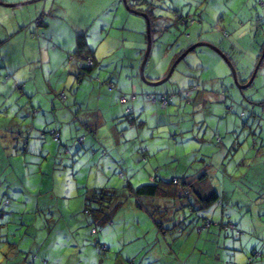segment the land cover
Here are the masks:
<instances>
[{
  "label": "rangeland",
  "instance_id": "374dc122",
  "mask_svg": "<svg viewBox=\"0 0 264 264\" xmlns=\"http://www.w3.org/2000/svg\"><path fill=\"white\" fill-rule=\"evenodd\" d=\"M55 2L67 9L56 12L59 17L48 15L45 20L51 32L48 36L54 37V33L58 39H50L49 43L47 37V44L51 49L55 45L56 50L48 53L41 45L42 49L36 46L30 52L12 53V57L7 52L6 63L13 64V69L2 66L4 59L0 63V101L4 99L10 117L20 118L24 98L28 99L32 92L44 108L40 111V129L55 126L54 121L45 123L55 114L49 96L68 109L63 113V109L56 108L58 117L66 121L61 143L54 140L50 129L40 131L37 138L33 134L28 151L17 153L18 163L14 159L15 164L4 170L9 175V185L6 191H0V198L8 196L10 202L4 205L7 222L1 232L5 233L9 224L10 242H17L26 252L37 250L34 264L43 259L55 264H264V102H258L264 100V58L252 82L239 88L225 58L207 45H198L177 62L167 80L150 85L139 75L147 44L146 19L142 15L129 11L122 0L97 18L90 17L88 0H38L21 7L39 5V11L32 15L34 19L46 3L48 8ZM154 3L152 42L143 69L147 79L156 80L166 74L181 48L206 41L231 58L238 83L248 80L264 42V0ZM175 9L191 14L195 22L177 23L173 19ZM74 24L85 28L89 25L88 41L96 50L98 63L93 70L101 73L89 78L103 80L113 73L120 74V84L130 82L127 57L119 45L123 36L127 50L130 45L138 48L139 60L133 75L137 84L152 92L156 89L174 93L167 107L149 100L146 104L138 96L136 120L130 124L122 125V120L116 119L114 127L113 121L107 119L109 111H103L106 121H96L95 134L80 127L78 113L88 109L84 106L80 110L73 99L78 84L67 87L69 80L66 85L65 81L56 82L70 75L75 80L74 65L68 59L73 51L63 54L59 43L72 44L74 49L70 28ZM32 25L35 27L34 22ZM99 31L102 36L107 33L103 40L99 39ZM190 85H198V89ZM61 89L68 99L62 101L55 95ZM187 89L188 98L184 96ZM81 90L78 96L87 98V90ZM47 101L46 107L42 102ZM99 101L102 110L110 102L107 98ZM118 104L125 107L130 103L116 100L111 106L113 112L118 111ZM82 135L84 142L80 144L78 138ZM57 143L61 149L56 148ZM202 169L208 172L207 184L220 196L199 210L188 205L177 208L171 198L159 199L167 207L155 210L154 217L164 211L181 215L179 223L165 222V232L158 230L149 212L135 205L132 196L114 211L110 222L97 226L101 228L97 233L91 232L93 224L88 223L82 210L86 188L114 186L121 194L127 180L138 185L155 175L170 180ZM178 200L184 203L186 197ZM203 216L212 222L199 233L195 226L204 224ZM221 221L234 223L240 234L221 228ZM181 226L186 228V234L179 236ZM100 243L107 248L103 250Z\"/></svg>",
  "mask_w": 264,
  "mask_h": 264
},
{
  "label": "trees",
  "instance_id": "16d2710c",
  "mask_svg": "<svg viewBox=\"0 0 264 264\" xmlns=\"http://www.w3.org/2000/svg\"><path fill=\"white\" fill-rule=\"evenodd\" d=\"M138 2L139 4H142V7L135 6L134 2ZM127 3L130 7H133L137 10L145 12L150 20V38L152 42L151 33L153 31V20L156 16L153 12V6L156 5L154 3V0H127ZM42 10L38 13L36 18L33 19V21H30L27 23V25H32V22H34V25H36L35 31H37L36 35L39 34V25H42V23L46 24L45 20H43L44 13ZM174 21H178L177 23H184L185 25H188L189 22L193 24L194 18L191 14H183L179 10H174ZM167 28V27H166ZM190 35V34H189ZM146 39H147V32H146ZM75 47L72 50L73 52L70 53L68 56V59L71 60L72 65H74V74H75V82L79 85L83 79L90 77L92 73H94L93 68L98 63V60L94 54V49L90 46L88 40H87V32L86 31H80L77 32L74 38ZM193 44V43H191ZM190 46V45H189ZM188 46V47H189ZM264 46V42L262 43V47L260 48V52L257 55V61L261 55L262 49ZM187 48V47H186ZM186 48H181L178 50L175 55L173 56L171 60L172 62L183 52L186 50ZM193 50V49H192ZM144 55V54H143ZM226 55V54H225ZM227 56V55H226ZM184 57V56H183ZM143 58V57H142ZM227 58L230 60L231 58L227 56ZM264 58V56H263ZM263 58L261 62L263 61ZM182 59V58H181ZM3 57L0 54V63L2 64ZM142 61V60H141ZM232 63V61L230 60ZM260 62V63H261ZM257 63V62H256ZM233 64V63H232ZM260 65V64H259ZM3 66V64H2ZM234 66V65H233ZM259 67V66H258ZM255 68V67H254ZM71 69V70H70ZM68 70V72L71 74L72 67ZM140 69V67H139ZM258 69V68H257ZM76 70V71H75ZM257 71V70H256ZM253 73V72H252ZM251 73V74H252ZM256 73V72H255ZM140 75V73H139ZM165 75V74H164ZM163 75V76H164ZM162 76V77H163ZM251 76V75H250ZM141 77V76H140ZM161 78V77H160ZM142 79V78H141ZM159 79V78H158ZM249 79V78H248ZM143 80V79H142ZM157 80V79H156ZM100 83H106L108 87H113L114 83L112 81L108 80H99ZM248 81V80H247ZM246 81V82H247ZM245 82V83H246ZM252 82V81H251ZM146 83V82H145ZM140 84V83H139ZM138 84V85H139ZM244 84V83H243ZM141 86V85H139ZM190 87L193 89H198V85H190ZM136 93L134 91L130 92H120L118 96V100L122 103L127 102L129 100L133 101L137 96H140L142 100L146 102V100L152 101V102H160L161 107H167L170 99L173 98L174 93L164 91V90H156L152 92L147 87H139ZM58 98H60L62 101L67 98L66 93H64L63 89H61L59 92L55 94ZM185 97L190 96V89H187L184 93ZM162 97L165 99H162ZM66 101V100H65ZM259 103H263L264 100L258 101ZM24 109V108H23ZM134 107L132 104H127L125 108V113L127 114V118L129 119L128 122H133L136 120L137 111L133 110ZM21 112V111H20ZM26 112L24 109L22 113ZM19 113L18 111L15 113ZM50 129V128H48ZM47 129H39V132H46ZM14 131V130H12ZM88 131L91 134H95L96 130L94 128H89ZM50 132L53 135V138L56 142L61 143L62 134L60 131V127L54 126L50 129ZM22 134V133H21ZM79 143L83 144L84 142V135L79 136ZM29 143H30V136L28 135V130L26 129L22 136V142L19 148H17L16 153L18 152H26L29 149ZM58 143L56 145V148L61 149V147H58ZM68 147V146H67ZM65 147V149L67 148ZM64 149V150H65ZM106 152V149L104 153ZM208 172L205 171V169H202L201 171L197 172L196 174H184L182 177L173 176L172 178H167L166 176H160L155 175L152 176V179H150L148 182H143L138 185H133L130 180H127V183L122 188V193L118 192V189L114 186H102V187H88L83 192V207L82 210L86 214L85 219L88 220V223H92L93 226L91 227V232L97 233L101 228L97 227L102 224L108 223L111 221L112 215L114 211L117 210V208L120 207V205L125 201L126 197L132 196L134 197V203L139 208H144L147 212L153 216L155 214V210H165L167 207L164 204H159L155 202H150V200L158 199V198H171V201L173 200L175 202L176 207L188 205L191 207L192 210H199L201 208L209 206L211 203L216 201L218 197L220 196L219 192L211 185L207 184L206 180H208ZM1 184V180H0ZM9 185V184H7ZM3 194L5 192H2ZM186 197V200H184V203H179L178 197ZM189 196L190 199L188 198ZM148 200V201H147ZM95 202V205H91V203ZM10 199L7 196V198L1 199L0 198V244L6 243L8 248L11 250V254L5 255L4 258H2L1 262L3 264H7L8 262L12 261V264H34L35 261L38 259V251L35 250V252H31L32 250H23L20 248L17 244V242H10L8 237V231H9V224L5 226V233H2L3 224L7 222L5 219V212L6 207H4L5 204L9 203ZM81 211V210H80ZM8 212V211H7ZM180 213H174L170 212L169 214L167 212H163L162 214H159V216H153V221L158 227V230L164 231L168 230V227L165 225V222L170 221H176L180 222L181 215ZM184 213L182 212V215ZM204 219V224L196 225L195 229L197 232L201 233L204 228H208V226L211 224L212 220L210 218H207V216L202 217ZM177 224V223H176ZM221 225V228H225L226 230H232L231 232H235L237 234H240L241 231L235 230V224L230 221H221L219 223ZM175 225V224H173ZM186 228L181 226L179 236L186 234ZM208 239V237H207ZM98 242V240L96 241ZM101 248L105 250L107 247L104 245V243H100ZM22 252L25 253L22 255ZM31 253V257H29L28 253ZM255 253H260L259 251H255ZM251 258V257H250ZM252 260V258H251ZM0 262V264H1ZM38 264H55L53 261H49L47 259L41 260ZM137 264V263H136ZM169 264H173L172 261H170Z\"/></svg>",
  "mask_w": 264,
  "mask_h": 264
},
{
  "label": "crops",
  "instance_id": "0c3cea01",
  "mask_svg": "<svg viewBox=\"0 0 264 264\" xmlns=\"http://www.w3.org/2000/svg\"><path fill=\"white\" fill-rule=\"evenodd\" d=\"M9 1H23V0H9ZM117 1L118 0H88V2L91 3V5H89L90 17L97 18V17L101 16L105 11H107L112 6L113 3L116 4ZM82 4H84V3L82 2ZM23 5H25V4H23ZM23 5L13 6L12 7L13 9H8V7H10V6H4V5L0 4V54L2 55V57L5 61L3 64V67H5V68L13 69V66H14L13 64L6 63L7 52L11 53L10 55L12 57V55H13L12 53H18L20 51H22L23 53H25L26 51L30 52L36 46H37V50L42 49L41 45L45 46L44 48L46 49V51H48V53L50 51H52L53 49L56 50L55 45L52 46L53 49H51V47H49V44H47L48 39H49V43H50V39H57V37L54 33H53L54 37L52 36V34L50 36H48L51 32L49 30L47 31V29H48L47 24L48 23L46 21H45L46 24L42 23V25H39L38 29L40 32L38 35H34L37 33V32H34V30L36 29V25H35V27L31 24L27 25V23H29L30 21H33V19H32L33 13H36L39 11L38 10L39 5H34L32 7H27L26 9H22L21 6H23ZM47 5L48 4L46 3L44 8H43V9L47 10L46 12L43 10V13H44L43 19L44 20H46V17L48 15L51 16V18H57L59 16L56 14V12H63L64 10H67L63 7L61 8V6L59 4H56V2L54 4H52L51 6H49L48 8H47ZM36 16L34 18H36ZM106 19L107 18H105L104 21H107ZM88 26L85 28V26H83V25H77V24L72 25V27H70V28H72L71 39H73V37L75 38L76 33L83 31V29L87 32ZM101 29H104V27H102ZM42 35H43V37H41ZM69 35H70V32H69ZM106 35H107V33L102 36V32L99 31V39L103 40L106 37ZM47 37H48V39H47ZM36 38H37V40H36ZM89 38H90V35L87 32V40ZM124 40H125V38L122 36V38H120L119 45H120V51L123 50V52H124V58L127 57L126 65L128 66V70H129L128 72L130 74V75H128V77L130 76V79H129L130 82L126 83V84H128L126 87V86H124L126 84H123V83L120 84V79H119L120 74L119 75H113V73H111L107 77H104L103 79L108 80V81H112L114 83L113 87L109 88L106 83H103V82L100 83V81L98 79L94 78L92 80L89 77L83 79V81L79 85H77L76 88L74 87L73 99H75V102L79 105L80 110H82L84 108V106L86 109H88L87 112L81 111L78 113V116H79L78 119L80 121V125H79L80 127H81V125H83L84 128H86L88 130L89 128H93V126H95L94 124L96 123V121H98L99 123H104L106 121L105 115H104L105 111L106 112L109 111V115H108L107 119H110L113 121L111 125L114 127L116 126L114 123L116 121V119L122 120V125H126L127 122L129 121V119L127 118V114L125 113V108L127 105H125V107H124V105L118 104L119 107H118L117 112H113V110L111 108V106L116 103V100H118V96H119L120 92L134 91V92L138 93L137 90L139 89V87H141L137 84V82L133 76L136 73L137 62L139 60L138 48L130 45L129 46L130 49L127 50ZM59 43L61 45L60 51L63 54H66L67 51L73 50L72 44L67 46L68 44L64 45L60 41H59ZM26 46H28V48H26ZM91 47L94 49L93 46H91ZM94 54L96 56V50H94ZM120 57H121V55H119V58ZM123 61H124V59H122V62ZM122 65H123V63H122ZM100 73L101 72L99 70H97L96 72L94 71V73H92L91 77L94 74H97V76H99ZM132 76H133V78H131ZM68 80H69V83L67 82ZM60 81L61 82L65 81V83H64L65 85L68 83L67 87H73L75 84V80L71 77V75L61 77L60 79H57L56 82H58V84H59ZM58 84H57V86H58ZM81 88L87 90V98L78 96V92H79V90H81ZM25 93L26 94L29 93V90L26 89ZM48 98L51 101L52 107L55 106L54 107V109H55L54 113L55 114L52 116V118L50 120L46 121L45 123H49L51 121H54L55 126L60 127V131L62 134V130H65V128H66V121H63V118L61 116L58 117V115L56 114L58 112V110L56 108L63 109L64 110V111H62L63 113H66V111L68 112V109L62 107L63 106L62 103H60L58 100H56L52 95L49 96ZM100 98H103V99L107 98L110 101L107 104L108 106H105V108L103 110L99 108ZM137 98H138V96L133 101H131V100L128 101L130 104L133 105L134 111H137L136 110ZM66 99H68V98H66ZM3 100L0 101V180H1V183L3 186V188L0 189V191H2V190L6 191L7 184H9V182H6L9 179V175H8V173H5L4 170L8 169L10 166L14 165L15 163H18V157H16L18 152L16 153V150L21 145L22 136H23V133L25 132V130L26 129L28 130L29 136H32L34 134L36 136V138L40 134V132H39V129H40L39 121L42 120V118H40V114H41L40 111H42L44 109L41 102H40V99H38L36 101V99L34 98V92H32V93H29L28 99L24 98V101H23V103L25 105L24 109L26 110V112L21 113L19 116L20 118H17L15 115L10 117L9 116V109L7 108V106H4L5 101H3ZM147 102L148 101L146 100V104H147ZM42 103H43V105H45L47 107L48 101H47V103L46 102L45 103L42 102ZM57 103H60V105H62V106L57 105ZM95 106L98 107V110H95V108H94ZM2 107H4V108H2ZM44 111H46V110H44ZM17 114H19V113H17ZM91 115L94 116V119L91 118ZM73 117H75V116H73ZM128 123L130 124V122H128ZM44 127H46L45 129H48L47 126L44 125ZM12 130H14V131H12ZM116 130H118V129H116ZM120 131L123 132V129H121ZM134 131L135 130H132L131 132L133 133ZM67 149H69V147ZM85 150H87V149H85ZM12 154H14V155H12ZM14 159H16V161H14L15 163H13ZM150 173L151 172H148V175ZM159 199L160 198L157 199V203H159V204L165 203L164 201L162 203H160ZM150 202H155V200H152ZM6 253L8 255H10L12 252H11L10 248H8L6 243H1L0 244V262H1L2 258H4V256L7 255Z\"/></svg>",
  "mask_w": 264,
  "mask_h": 264
},
{
  "label": "water",
  "instance_id": "95a60500",
  "mask_svg": "<svg viewBox=\"0 0 264 264\" xmlns=\"http://www.w3.org/2000/svg\"><path fill=\"white\" fill-rule=\"evenodd\" d=\"M38 0H23V1H16V2H4V1H0V4L4 5V6H10V7H13V6H19V5H23V4H28V3H32V2H36ZM124 6L131 12H134L136 14H139V15H142L145 19H146V32H147V44H146V48H145V51H144V55H143V58H142V61L140 63V69H139V73H140V76L141 78L143 79L144 82H146L147 84H150V85H157V84H160L162 82H164L165 80H167L169 78V76L171 75L175 65L177 64V62L183 58V56L190 50L194 49L196 46L198 45H207L213 49H215L218 53H220L224 58L225 60L228 62V64L230 65L231 67V71H232V75L234 77V80L236 81L237 85L239 88L241 87H245L247 86L248 84L251 83L254 75H255V72L264 56V46H263V49H262V52H261V55L255 65V68L253 70V73L251 74V76L249 77L248 81L244 84H240L238 83V80H237V77H236V70H235V67L233 66V64L230 62V60L227 58V56L225 55V53L219 49L218 47L214 46L213 44L211 43H208L206 41H197V42H194L193 44H191L189 47L186 48L185 51H183L173 62L172 64L170 65L167 73L157 79V80H150V79H147V77L144 75L143 73V69H144V65L146 63V60H147V57L149 55V52H150V48H151V38H150V20H149V17L148 15L143 12V11H140V10H137L133 7H130L127 3V0H122Z\"/></svg>",
  "mask_w": 264,
  "mask_h": 264
},
{
  "label": "built area",
  "instance_id": "2783aa9c",
  "mask_svg": "<svg viewBox=\"0 0 264 264\" xmlns=\"http://www.w3.org/2000/svg\"><path fill=\"white\" fill-rule=\"evenodd\" d=\"M162 99L164 100V103H165V99L162 97Z\"/></svg>",
  "mask_w": 264,
  "mask_h": 264
}]
</instances>
